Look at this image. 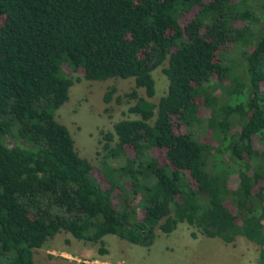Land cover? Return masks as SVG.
I'll return each mask as SVG.
<instances>
[{
    "label": "trees",
    "instance_id": "1",
    "mask_svg": "<svg viewBox=\"0 0 264 264\" xmlns=\"http://www.w3.org/2000/svg\"><path fill=\"white\" fill-rule=\"evenodd\" d=\"M237 57L224 58L233 45ZM165 60L157 102L152 71ZM77 81L134 78L99 166L55 111ZM115 87L103 100L109 103ZM120 97H117V101ZM205 124L194 136V125ZM186 222L264 264V9L248 0H0V264L64 230L149 246Z\"/></svg>",
    "mask_w": 264,
    "mask_h": 264
},
{
    "label": "rangeland",
    "instance_id": "2",
    "mask_svg": "<svg viewBox=\"0 0 264 264\" xmlns=\"http://www.w3.org/2000/svg\"><path fill=\"white\" fill-rule=\"evenodd\" d=\"M248 2L256 16L264 9V0ZM239 52L240 46L236 44L223 57L234 58ZM166 65L167 60L152 71L154 96L149 98L143 88H138L140 96L157 102L165 94L168 80L163 68ZM69 77L73 84L69 87L68 99L55 111V118L68 129L79 155L99 166L104 134L113 131L114 125L122 119L137 118L128 109L134 100L124 96L132 90L134 78L77 81V73ZM111 87L116 91L112 100L105 103L103 95ZM204 127L203 122L194 125V136L203 135ZM194 230L186 222H178L169 233L157 231L153 243L146 247L107 234L103 237V248L107 253L99 251V243L79 240L61 230L34 250L33 259L35 264H89L94 259L104 261V264H259V246L244 235H237L234 242L226 243L220 238L199 233L192 237L191 231Z\"/></svg>",
    "mask_w": 264,
    "mask_h": 264
},
{
    "label": "built area",
    "instance_id": "3",
    "mask_svg": "<svg viewBox=\"0 0 264 264\" xmlns=\"http://www.w3.org/2000/svg\"><path fill=\"white\" fill-rule=\"evenodd\" d=\"M105 262L104 261H98L97 259L95 260H92L89 262V264H104ZM108 264H111V263H108Z\"/></svg>",
    "mask_w": 264,
    "mask_h": 264
}]
</instances>
